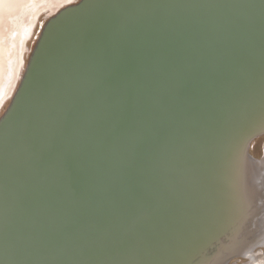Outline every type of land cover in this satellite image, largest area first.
<instances>
[{
  "label": "snow or ice",
  "instance_id": "6c2138e0",
  "mask_svg": "<svg viewBox=\"0 0 264 264\" xmlns=\"http://www.w3.org/2000/svg\"><path fill=\"white\" fill-rule=\"evenodd\" d=\"M89 7L83 4L74 11ZM159 40L94 18L76 43L71 83L34 131L29 163L39 195L49 204L58 203L85 173L96 176L101 159L113 153L130 180L136 181L143 169L151 183L144 197L127 199L119 228L84 233L81 254L72 264H186V249L171 241L179 187L182 172L200 158L204 126L214 115V94L194 90L183 103L129 112L125 102L141 86V71L156 54ZM247 110L250 117H264V81L259 101L250 99ZM81 211L72 210L70 223Z\"/></svg>",
  "mask_w": 264,
  "mask_h": 264
},
{
  "label": "bare ground",
  "instance_id": "6f19581e",
  "mask_svg": "<svg viewBox=\"0 0 264 264\" xmlns=\"http://www.w3.org/2000/svg\"><path fill=\"white\" fill-rule=\"evenodd\" d=\"M99 1L89 0L87 2L89 8L81 9L67 16L58 24L52 25L47 32L39 54V60L34 69L36 80L39 81V108L37 105L35 106V114H27V112L22 114L24 118L19 125L21 132L25 134L29 142L8 148L7 152L9 153L4 152L2 154L6 161L14 157L13 161L17 169L15 173H9V177L12 178L15 188L19 185L18 179L23 165L29 164L24 176L38 182L35 171L30 168L29 163L32 153L35 151L34 136L30 133L44 124L49 110L53 105L58 104L63 91L71 83L75 71L74 52L76 43L80 34L86 31L93 22L94 17L91 14L96 12L93 9ZM102 1L104 3L107 0ZM148 1L150 3V0ZM164 1L151 3L149 9V3L145 4V9L153 13L152 17L147 16V13L142 14L148 20L145 23L154 24L160 19L161 12L179 9V6L175 7L176 2L174 0ZM67 3H69V0H0V109L14 91L20 77L25 61V52L29 49L26 42L34 33L36 21L40 19L42 13L49 16ZM117 4L119 6L115 5L114 16L109 21L114 27H116L119 17L124 18L122 12L124 4ZM182 8V11L187 9L190 14L193 12L186 5ZM216 9L217 7H213V5L200 4L196 12L191 14L193 19L190 23L191 32L194 27L197 29L194 30L196 38L189 36L188 43L190 44L191 41H194V43L188 49H199L196 51L199 53L202 46L195 47L198 41H202V43H199L204 45L217 42L215 44H219L216 47H222L231 40L233 41L230 36L215 38L217 30L222 27L219 21H223V19L216 16ZM100 11V13L98 12L99 15L108 12L104 8H101ZM116 17H118L117 20H115ZM114 20L116 23H114ZM39 22L38 30L41 28L43 20ZM141 23L144 26V21H141ZM140 29L143 33V27ZM77 33L78 36L73 39L74 41L67 40L68 35H76ZM224 42L226 43L224 44ZM159 44L163 43L159 41ZM193 56H196L194 52L187 58L191 59ZM183 63L186 64L185 61ZM182 67L177 64L174 74L169 72V78L174 79ZM163 71L162 60L153 57L151 62L144 66L141 71V86L136 88L125 102L129 112L138 111L149 97H157L156 94H158L160 88V74L162 75ZM262 81H264V59L261 60V56H259L253 59L251 64L246 66L229 86L222 87L221 97L226 100L224 103L218 104L221 97L212 102L214 115L208 124L212 120L218 119L221 121L222 126L216 139L215 136H211L206 143L207 147L213 143L209 147L210 152L205 164H208L209 168L214 171H209L208 168H200L191 184L192 188L187 191V183L190 177L187 182L184 180L179 187L181 202L184 203L191 195L190 199L194 198L189 206L192 208L197 206L195 213L204 216L203 228L198 231L199 239H201L199 243H194L193 240L188 244L187 233L183 231L181 243L185 245L184 248L188 253L185 257L186 264H237L236 262L227 263L230 258L235 256L234 254H242L248 258V261L243 264H264V252L260 248L253 251L256 247L264 245V156L260 158L252 157V161L248 160L243 154L242 146L243 137L249 132L250 126L253 129L264 124V117L259 114L254 118L250 117L247 110L250 99L255 98L257 102L259 101ZM31 85L32 82L28 85V88ZM33 88L36 89L37 85H33ZM27 102L23 101L24 104ZM156 103V105H160L159 102ZM177 103H180V100ZM21 107L19 110H21ZM37 115L39 117H36ZM203 140L204 136L202 134ZM7 164L10 166L11 161ZM217 167L218 170L215 171ZM114 171H120V165L118 158L113 153L107 157L106 161L103 158L101 159L99 173L96 176H89L85 173L73 190L63 192L55 207L60 208L71 205L77 198L87 197L89 199L87 205L89 206L78 207L83 211L77 216H85L82 222L90 219L94 220V224L98 223L96 228L108 227V219L115 211L113 205L114 192L119 188L112 190L113 180L115 179L112 172ZM120 175H123V177H120L122 203L125 198L132 194L135 187L128 188L132 186L128 181L129 178H126L122 171H120ZM125 178L126 180H124ZM0 180L2 182L6 181L7 176ZM142 183L143 181H139L136 185H142ZM3 185L0 187L1 190L6 188L5 183ZM32 188L34 191L36 190L34 185L28 190L32 191ZM150 189L151 183H144L137 190V198L144 197ZM199 195H201L200 199L197 198ZM51 210V204L39 196V214L48 213ZM118 211L121 212V210ZM185 212H188V210L186 209ZM71 217L72 213L66 214L64 221L67 222ZM220 234L224 236V239L218 243ZM216 241L217 246L213 253L203 255V247ZM71 242V237H65L61 240L59 246H54L57 249H54L52 244L44 247L43 250H46L45 258L51 259L45 260L41 264H72V261L77 257H74L76 252H73L72 246L74 245ZM175 244L177 245V243ZM192 245L195 246L191 250L189 246Z\"/></svg>",
  "mask_w": 264,
  "mask_h": 264
},
{
  "label": "water",
  "instance_id": "95a60500",
  "mask_svg": "<svg viewBox=\"0 0 264 264\" xmlns=\"http://www.w3.org/2000/svg\"><path fill=\"white\" fill-rule=\"evenodd\" d=\"M155 1L163 2L164 0H150V3L148 0H107L104 3L100 0L97 5H107L108 7L103 8L108 12L104 15L102 14V17L101 14L99 15L101 8L95 7L93 10H96V12L91 14L94 18H102L109 22L112 16H114L115 5L119 6L117 3L124 4L122 10L124 18H115V20L118 18L117 23L114 20L116 27L127 26L140 32V28L143 27V33L159 37V41L163 43L157 45L156 54L153 56L155 59L162 60L164 70L163 74H160L159 92L156 94L157 97H149L148 100H150H147L138 110L149 105H156V102L165 107L173 101L177 103L180 100V103H183L190 98L194 90L196 92H203L210 89L214 94L212 97L213 102V100L215 101L221 97L222 87L229 86L236 76L246 66L251 64L253 59L259 56H261V60L264 59V0H174L176 2L175 7L179 6V9L161 12L160 14L162 15H159L160 19L157 22L147 24L145 22L148 20L142 14L147 13V16L152 17L153 13L147 10L151 7L150 4L155 3ZM87 2L89 0H76L67 3L45 19L28 53L27 59L24 61L25 63L14 91L11 93L6 107L0 114V179L7 176L6 181L2 182L0 180V187L3 183L6 185L5 189H0V264H41L43 261L51 259L45 258L46 250H43L44 247L47 245L51 246V244L53 247L59 246V243L65 237H71V244L74 245H71L73 247L72 250L76 252L74 257H78L84 244V233L90 228L98 226V223L94 224L95 221L92 219L82 222L85 216H76L75 220L71 223L70 218L67 222L64 221V216L72 213L73 209L88 204L89 199L84 196L74 200L71 205L60 208H56L55 205L51 204V211L39 214V184L32 178L24 176L29 164L23 165L24 167L21 166V172L19 171L20 178L18 179L19 185L15 188L12 178L9 177V173H15L17 169L13 161L14 157H9L11 160L6 161L2 155L4 152H7L8 148L29 142L25 134L21 132L19 125L24 118L22 114L26 112L27 114H35V106L37 105L39 108V81L36 80L34 69L39 60L42 44L49 28L54 24H58L67 16L77 12L74 10L80 5L87 4ZM146 3H149L147 10L144 7ZM200 4L217 7L216 16L219 19H223V21L218 20L222 24V27L217 30L215 38L218 36H230L233 38V41H227L229 43L224 42L226 44L222 47H216L219 44H215L217 42L204 45L199 43H202V41H198L195 47L202 46L199 53L196 52L199 49H188L194 43V41H191L190 44L188 43L189 36L196 38L194 30L197 29L194 27V30L191 32L190 23L193 20L191 14L196 12ZM184 5L193 10V12L190 14L187 9L182 11ZM141 21H144V26H142ZM77 36L78 33L76 35H68L67 40L71 39L74 41L73 39H76ZM193 52L196 56L188 59L187 57ZM184 61L186 64L183 63ZM177 64L183 67L174 79H170L169 72L174 74ZM31 82L32 85L28 88ZM33 85H37V88L34 89ZM23 101L28 102L24 104ZM225 101L221 97L218 104L221 105ZM20 107L21 110H19ZM36 117H39V115ZM209 121L210 119L204 126V140L201 142L200 158L196 166L192 168L188 167L182 172L183 181L186 180L187 182L190 177L187 183V191L189 188H192L191 184L199 173L200 168H208L209 171H214L212 168H209L208 164H205L210 152L209 147L213 144L207 147L206 143L210 140L211 136H215L216 139L220 134L222 126L221 121L218 119H214L208 124ZM257 125L259 124L257 123ZM210 127L212 128L210 129ZM34 131L35 129L30 133L32 136H34ZM262 134H264V124L253 129L250 126L249 132L244 135L243 144H241L246 159L252 161V156L248 151L250 142L253 138ZM10 161L11 165L8 166L7 163ZM30 168L32 169L31 166ZM217 170L218 167L215 171ZM112 173L113 176L115 175L112 190L119 188L114 192L115 199L113 205L115 206V211L108 219L107 225H115L119 228L122 207H124L125 202L131 197L137 198L138 188L150 181L143 169L138 170L136 181L128 180L131 183L130 185H132L128 188L132 189L135 187V189L121 203L120 177H123V175H120V171ZM125 177L128 178L127 176ZM139 181H143V183L137 186L136 183ZM33 185L36 190L34 191L33 188L32 191L28 190ZM190 196H188L184 203L180 200V210L174 218V231L171 236L172 243H177L178 246L183 247H185L181 243L183 231L187 233L188 244L193 240L194 243H199L201 239H199L198 231L203 228L204 216L195 213L197 206L195 208L189 206L194 198L190 199ZM197 198L200 199L201 195L197 196ZM32 199H34L33 202H31ZM186 209L188 212H185ZM118 210H121V212ZM223 239L224 236L220 234L218 243ZM216 243L217 241L203 247L202 254L213 253V250L217 246ZM195 245L189 246L190 249L192 250ZM54 249L57 248L54 247Z\"/></svg>",
  "mask_w": 264,
  "mask_h": 264
},
{
  "label": "rangeland",
  "instance_id": "374dc122",
  "mask_svg": "<svg viewBox=\"0 0 264 264\" xmlns=\"http://www.w3.org/2000/svg\"><path fill=\"white\" fill-rule=\"evenodd\" d=\"M74 1H76V0H74ZM74 1H72V2H74ZM48 17V15H46L45 13H42L41 15H40V19L38 20V21H36V23H35V25H34V33H33V35L27 40V46L29 47V49H27L26 50V52H25V59L24 60H26L27 59V56H28V53H29V51H30V49H31V47L33 46V43H34V40H35V38H36V36L34 37V35L36 34V33H38L39 32V30H40V28H39V30H38V26H39V21L40 20H43V22L45 21V19ZM42 22V23H43ZM25 63V62H24ZM8 101H9V98L4 102V104H3V106L1 107V109H0V114L2 113V111L4 110V108L6 107V105H7V103H8ZM261 139V138H260ZM260 139H255V141H256V143L254 144V148H253V150H251V152H253L255 155H259L260 154V144H261V141H260ZM262 246H264V245H262ZM260 249H261V246H258ZM258 247H256L253 251H256L257 249H258ZM262 250V252H264V250L263 249H261ZM241 259L242 258H239L237 261L238 262H240L241 261ZM253 259V258H252ZM252 259H249V260H252ZM232 260H234V259H232ZM248 261V258H246V260L245 261H243V262H241V263H237V264H243L244 262H247Z\"/></svg>",
  "mask_w": 264,
  "mask_h": 264
},
{
  "label": "flooded vegetation",
  "instance_id": "af4514ba",
  "mask_svg": "<svg viewBox=\"0 0 264 264\" xmlns=\"http://www.w3.org/2000/svg\"><path fill=\"white\" fill-rule=\"evenodd\" d=\"M260 139V141H261V144H260V154L259 155H255L253 152H251V150H253V148H254V144L256 143V141H255V139ZM248 151H249V153H250V155L252 156V157H254V158H260L261 156L263 157L264 156V134H262V135H259V136H256L255 138H253L252 140H251V142H250V145H249V148H248ZM259 248V247H258ZM261 249H263L264 250V246H261ZM242 254H237V255H235V256H233L232 258H230L228 261H227V263H231V262H237V263H241V262H243V261H245L246 260V258L247 257H244V255H242ZM239 258H242L241 259V261L240 262H238L237 260L239 259ZM232 259H234V260H232Z\"/></svg>",
  "mask_w": 264,
  "mask_h": 264
}]
</instances>
